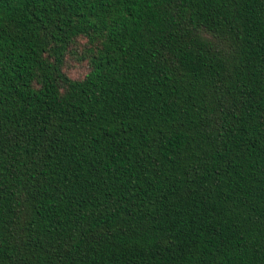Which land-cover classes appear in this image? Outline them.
<instances>
[{"label": "trees", "instance_id": "1", "mask_svg": "<svg viewBox=\"0 0 264 264\" xmlns=\"http://www.w3.org/2000/svg\"><path fill=\"white\" fill-rule=\"evenodd\" d=\"M0 264H264V0H0Z\"/></svg>", "mask_w": 264, "mask_h": 264}, {"label": "rangeland", "instance_id": "2", "mask_svg": "<svg viewBox=\"0 0 264 264\" xmlns=\"http://www.w3.org/2000/svg\"><path fill=\"white\" fill-rule=\"evenodd\" d=\"M84 71V68L82 66H74L72 67L71 69V74L74 75V76H80Z\"/></svg>", "mask_w": 264, "mask_h": 264}]
</instances>
